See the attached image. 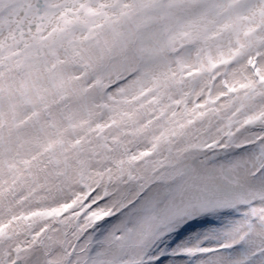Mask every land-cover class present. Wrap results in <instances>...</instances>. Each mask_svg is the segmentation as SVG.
<instances>
[{"label":"snow or ice","instance_id":"1","mask_svg":"<svg viewBox=\"0 0 264 264\" xmlns=\"http://www.w3.org/2000/svg\"><path fill=\"white\" fill-rule=\"evenodd\" d=\"M0 264H264V0H0Z\"/></svg>","mask_w":264,"mask_h":264}]
</instances>
